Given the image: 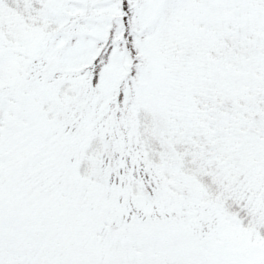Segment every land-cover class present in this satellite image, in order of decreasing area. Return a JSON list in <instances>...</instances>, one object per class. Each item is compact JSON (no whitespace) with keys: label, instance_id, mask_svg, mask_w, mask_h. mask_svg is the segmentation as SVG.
<instances>
[{"label":"snow or ice","instance_id":"obj_1","mask_svg":"<svg viewBox=\"0 0 264 264\" xmlns=\"http://www.w3.org/2000/svg\"><path fill=\"white\" fill-rule=\"evenodd\" d=\"M0 264H264V0H0Z\"/></svg>","mask_w":264,"mask_h":264}]
</instances>
